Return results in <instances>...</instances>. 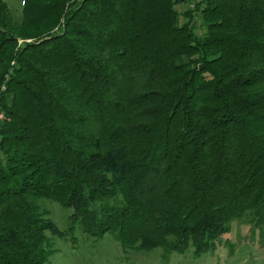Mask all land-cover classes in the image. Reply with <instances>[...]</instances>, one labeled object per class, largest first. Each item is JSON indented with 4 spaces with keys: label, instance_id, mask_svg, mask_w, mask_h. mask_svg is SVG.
<instances>
[{
    "label": "trees",
    "instance_id": "16d2710c",
    "mask_svg": "<svg viewBox=\"0 0 264 264\" xmlns=\"http://www.w3.org/2000/svg\"><path fill=\"white\" fill-rule=\"evenodd\" d=\"M183 2L0 0V264H48L44 198L125 250L264 239V0Z\"/></svg>",
    "mask_w": 264,
    "mask_h": 264
},
{
    "label": "rangeland",
    "instance_id": "374dc122",
    "mask_svg": "<svg viewBox=\"0 0 264 264\" xmlns=\"http://www.w3.org/2000/svg\"><path fill=\"white\" fill-rule=\"evenodd\" d=\"M5 1L13 17L20 20L23 0ZM190 3V0H185L179 7L185 8ZM197 30L201 32L202 28L198 26ZM40 203L63 231L55 234L47 230L55 249L48 264H264V239L247 217L233 220L230 231L222 235L216 247L199 257L194 255L192 248L185 253L173 252L164 256L160 247L125 250L110 232L100 238L94 237L85 232L80 223L72 220V208L46 198Z\"/></svg>",
    "mask_w": 264,
    "mask_h": 264
},
{
    "label": "built area",
    "instance_id": "2783aa9c",
    "mask_svg": "<svg viewBox=\"0 0 264 264\" xmlns=\"http://www.w3.org/2000/svg\"><path fill=\"white\" fill-rule=\"evenodd\" d=\"M200 0H190V7H192V8H194L195 7V4L197 3V2H199ZM1 117V116H0Z\"/></svg>",
    "mask_w": 264,
    "mask_h": 264
},
{
    "label": "crops",
    "instance_id": "0c3cea01",
    "mask_svg": "<svg viewBox=\"0 0 264 264\" xmlns=\"http://www.w3.org/2000/svg\"><path fill=\"white\" fill-rule=\"evenodd\" d=\"M185 1V0H184Z\"/></svg>",
    "mask_w": 264,
    "mask_h": 264
}]
</instances>
